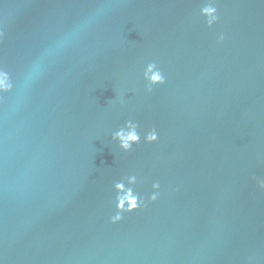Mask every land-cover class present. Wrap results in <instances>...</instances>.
<instances>
[{"label": "water", "instance_id": "obj_1", "mask_svg": "<svg viewBox=\"0 0 264 264\" xmlns=\"http://www.w3.org/2000/svg\"><path fill=\"white\" fill-rule=\"evenodd\" d=\"M0 68V264H264V0H0Z\"/></svg>", "mask_w": 264, "mask_h": 264}, {"label": "clouds", "instance_id": "obj_2", "mask_svg": "<svg viewBox=\"0 0 264 264\" xmlns=\"http://www.w3.org/2000/svg\"><path fill=\"white\" fill-rule=\"evenodd\" d=\"M200 15L205 18L206 24L211 27L219 19L217 15V8L214 4H205L200 8ZM225 39L224 35L219 36V41L222 42ZM145 71L143 72V78L146 81V91L151 93L153 87L157 85H163L166 82V78L162 71L158 68L156 62H150L146 65ZM11 88L10 76L3 69L0 68V92L9 91ZM138 125L132 120H128L122 127L112 132L111 139L114 141L119 149L124 152L132 150L133 145L140 143L141 135L138 132ZM144 142L153 143L158 140V133L155 128L148 131L144 137ZM128 184H134L136 181L135 176L125 177ZM258 186L261 190H264V179H257ZM153 189H159V183H153ZM114 188L117 191V204L116 207L119 212L133 211L143 203V199L134 193L131 187L126 188L123 180L114 183ZM158 197V192H154L150 196V200L155 201ZM127 206V207H125ZM121 215L117 214L112 217V222L115 223L121 219Z\"/></svg>", "mask_w": 264, "mask_h": 264}]
</instances>
